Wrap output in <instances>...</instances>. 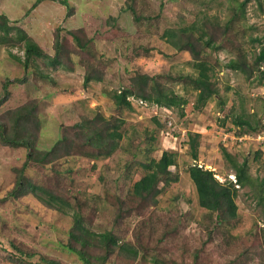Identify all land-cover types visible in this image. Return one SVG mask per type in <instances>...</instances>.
<instances>
[{"label": "rangeland", "instance_id": "rangeland-1", "mask_svg": "<svg viewBox=\"0 0 264 264\" xmlns=\"http://www.w3.org/2000/svg\"><path fill=\"white\" fill-rule=\"evenodd\" d=\"M66 1L43 0L33 7L36 0H0V12L50 54L59 30L72 66L54 67L40 59L27 71L24 50L0 44V98L6 78L15 80L0 115L38 103L42 150L54 146L62 128L84 119L93 121L84 126L89 130L101 117L121 118L124 136L109 156L90 157L93 148L79 142L72 157L30 165L29 178L70 202L64 211L33 194L9 196L15 167L23 165L27 149L0 143V264H86L69 245L84 248L93 264H264V201L257 190L236 184V172L224 155L226 148L240 162L247 157L251 175L264 177V128L239 134L233 122L241 115L264 125V64L258 68L255 62L264 47V0H250L244 10L239 5L244 0ZM196 20L217 47L202 46L195 32L190 39L200 54L179 52L169 39ZM70 32L90 39L87 47H80ZM235 58L247 62L248 72L227 67ZM196 62H205L219 89L200 109L195 108L200 89L191 79L200 73ZM87 72L102 79L86 84ZM139 73L155 75L162 87L188 103L169 108L132 96V109L119 106L115 92L132 86ZM25 77V83L17 81ZM190 134H200L197 161ZM164 150L176 153L170 170L178 180L155 200L134 196V183L147 172L143 164L159 159ZM195 162L213 170L222 183L233 180L237 220L216 225L215 215L200 205L189 174ZM75 211L90 232L111 230L117 236L118 245L105 261L100 257L106 249L96 238L89 247L71 239ZM123 244L138 255L123 251Z\"/></svg>", "mask_w": 264, "mask_h": 264}, {"label": "trees", "instance_id": "trees-1", "mask_svg": "<svg viewBox=\"0 0 264 264\" xmlns=\"http://www.w3.org/2000/svg\"><path fill=\"white\" fill-rule=\"evenodd\" d=\"M42 1L36 0L33 7H36ZM209 1L212 0H208L207 3H210ZM249 1L244 0L239 3L243 10ZM63 2L68 5L66 0H63ZM202 28L201 25L199 26L198 20H196L192 24L175 30V34L172 35L169 42L179 52L185 49H191L198 56L200 52L196 50L194 42L190 39L195 32H200L197 37L202 42V46L217 47L213 43V38L211 36L206 37L205 33L201 31ZM70 33L80 47H87L90 39L85 40L82 39V36L76 35L75 32ZM61 35V32L56 30L53 44L54 54H50L34 40L26 29L12 24L9 16L0 12V44L7 45L11 48H22L24 50V59L22 62L27 71L31 67L37 66L38 60L40 59L54 67L62 66L63 68L72 69V66L67 62L70 58L65 52V40ZM255 62L258 68L264 64V47L255 56ZM246 65V61L235 58L229 61L227 67L248 72L249 69H247ZM195 67L200 70V73L196 77L192 76L191 79L195 83V86L200 89L195 104V108L200 109L213 95L218 94L219 89L215 82L212 81L210 69L206 66L205 62H196ZM261 78L264 80V72L261 73ZM93 79L101 80L102 77L97 74L93 75L91 72L85 74L86 84ZM14 81L11 78H6L4 81L0 107L11 97L10 86L14 84ZM17 81L25 83L26 77L17 78ZM131 84L132 86L115 92L114 98L119 106L132 109V96L140 98L142 102L146 100L169 108L176 106L182 107L188 103L187 98L177 94L173 89L162 87L155 75L151 76L149 74L139 73L135 77H132ZM32 104V102H27L22 106L9 109L0 115V143L9 147H25L27 149L25 162L21 167H15L17 175L16 183L12 190L9 191V196L20 197L33 194L47 205L55 206L59 210L64 211L71 206L70 202L64 200L62 196L56 194L53 190L51 192L47 187L29 178L27 171L30 165L32 163L38 165L54 164L63 157H72L74 146L79 142L86 143L93 148L88 151V156L90 157L98 158L100 156H109L119 148V140L124 136L119 130L120 122H123V119L118 118L111 122L106 119L103 120L104 118L100 116L102 119L99 118V122L101 123H96L89 130L84 129V126L88 125L89 127L93 121L87 122L85 119L72 126H65L64 129L62 128V134L56 140L54 146L51 149L42 150L39 148L42 119L38 111V103L35 102L34 105ZM182 114L184 113L182 112ZM233 122L241 128L239 134L247 132L255 133L260 128H264L260 120L256 124H253L249 119H245L241 115L235 116ZM199 137L200 134H190L189 137L192 156L196 161L198 160L197 148ZM224 155L230 160L232 168L236 172V184L242 187L248 185L251 187V190H257L259 193L258 196L264 201V177L254 178L251 175L247 157L240 162L226 148H224ZM261 155L262 151L256 152V157L260 158ZM143 165L147 172L134 183L132 190L134 196L145 200L152 198L155 200L161 190L178 180V175L174 176L172 170H170L171 166L176 165V153L174 151L164 150L159 159L153 158ZM189 174L196 186L200 205L212 212L213 216L215 215L214 220L216 225L227 224L238 219V205L236 202L238 188L235 186L233 180L222 183L216 178L213 170L204 168L197 162L190 166ZM161 183H163V188L160 186ZM70 237L72 240L80 243L82 247L91 246V238H96L99 244L103 245V248L106 249V255L100 257L102 261L107 259L119 241L111 230L103 233L90 232L84 222L83 216L78 211L74 213V225L73 230L70 232ZM120 248L128 252L130 256L135 257L138 255V250L131 245L123 244ZM69 249L78 253L82 261L86 264H93L86 255L84 248L76 249L75 246L69 245Z\"/></svg>", "mask_w": 264, "mask_h": 264}, {"label": "built area", "instance_id": "built-area-1", "mask_svg": "<svg viewBox=\"0 0 264 264\" xmlns=\"http://www.w3.org/2000/svg\"><path fill=\"white\" fill-rule=\"evenodd\" d=\"M142 102V101H141Z\"/></svg>", "mask_w": 264, "mask_h": 264}]
</instances>
